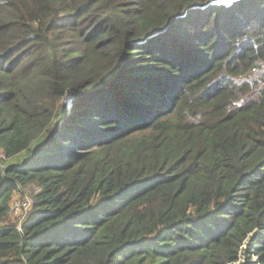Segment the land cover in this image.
Wrapping results in <instances>:
<instances>
[{
  "label": "trees",
  "instance_id": "1",
  "mask_svg": "<svg viewBox=\"0 0 264 264\" xmlns=\"http://www.w3.org/2000/svg\"><path fill=\"white\" fill-rule=\"evenodd\" d=\"M262 68L264 0H0V264H264Z\"/></svg>",
  "mask_w": 264,
  "mask_h": 264
},
{
  "label": "rangeland",
  "instance_id": "2",
  "mask_svg": "<svg viewBox=\"0 0 264 264\" xmlns=\"http://www.w3.org/2000/svg\"><path fill=\"white\" fill-rule=\"evenodd\" d=\"M264 68H262L261 70H263ZM264 74V70L262 71H259L257 70L254 74H253V78H261ZM70 93V92H69ZM66 97L65 96L63 98V101L66 100ZM2 151L0 150V155ZM32 189H35L33 187H30V189H27L26 192L24 194L20 193V194H16L14 196V199H13V211L11 213V218L13 220H19V219H26L25 218V206H24V202H28L32 199ZM28 205V204H27Z\"/></svg>",
  "mask_w": 264,
  "mask_h": 264
},
{
  "label": "water",
  "instance_id": "3",
  "mask_svg": "<svg viewBox=\"0 0 264 264\" xmlns=\"http://www.w3.org/2000/svg\"><path fill=\"white\" fill-rule=\"evenodd\" d=\"M216 1V0H214ZM120 76V72L118 73L116 79ZM99 90H95V91H90V93L93 92H97ZM77 97L75 91H70V93L68 94V96L66 97V109H67V113H70L73 107V102L75 100V98Z\"/></svg>",
  "mask_w": 264,
  "mask_h": 264
},
{
  "label": "built area",
  "instance_id": "4",
  "mask_svg": "<svg viewBox=\"0 0 264 264\" xmlns=\"http://www.w3.org/2000/svg\"><path fill=\"white\" fill-rule=\"evenodd\" d=\"M27 204H28V205H27ZM24 206H25V217H26L27 212L29 211L30 206H31V200L28 201V202H24Z\"/></svg>",
  "mask_w": 264,
  "mask_h": 264
}]
</instances>
